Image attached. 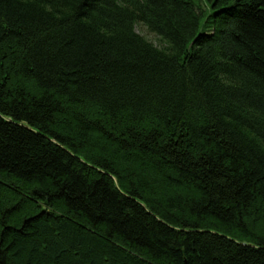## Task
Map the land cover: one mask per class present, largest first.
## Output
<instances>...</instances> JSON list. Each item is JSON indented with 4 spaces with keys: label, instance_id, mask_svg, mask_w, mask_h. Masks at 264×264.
Returning a JSON list of instances; mask_svg holds the SVG:
<instances>
[{
    "label": "trees",
    "instance_id": "16d2710c",
    "mask_svg": "<svg viewBox=\"0 0 264 264\" xmlns=\"http://www.w3.org/2000/svg\"><path fill=\"white\" fill-rule=\"evenodd\" d=\"M0 264H264V0H0Z\"/></svg>",
    "mask_w": 264,
    "mask_h": 264
},
{
    "label": "rangeland",
    "instance_id": "374dc122",
    "mask_svg": "<svg viewBox=\"0 0 264 264\" xmlns=\"http://www.w3.org/2000/svg\"><path fill=\"white\" fill-rule=\"evenodd\" d=\"M136 29L140 34L147 37L149 40H151L156 45L163 46V43L162 41H160L159 36L156 33L151 32L144 24L138 23L136 26Z\"/></svg>",
    "mask_w": 264,
    "mask_h": 264
}]
</instances>
